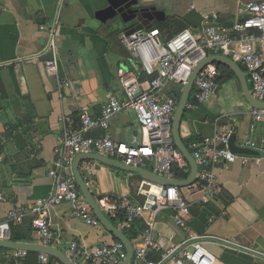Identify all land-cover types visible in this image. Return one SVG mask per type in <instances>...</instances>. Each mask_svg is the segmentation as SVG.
<instances>
[{
    "label": "crops",
    "instance_id": "obj_1",
    "mask_svg": "<svg viewBox=\"0 0 264 264\" xmlns=\"http://www.w3.org/2000/svg\"><path fill=\"white\" fill-rule=\"evenodd\" d=\"M61 1L0 0V152L3 156L0 182L7 196L0 207V217H5L16 205H32L53 192L54 181L49 170L54 165L61 137L70 128L71 118L77 119L83 109L98 113L110 94H120L123 71L134 72L139 79L149 77L140 59L129 51L127 54L120 32L131 27L157 28L165 43L185 28L197 34L205 24L231 26L240 8L250 0H139L143 5L156 7L159 17L165 18L154 17L145 25L136 20L125 22L114 6L120 0H68L60 11ZM53 27H56L60 76L70 81L66 87L59 85L57 77L47 72L41 60L7 64L42 50ZM230 70L219 67L217 97L184 113L180 131L190 151L193 141L215 132V121L219 118V126L230 129L240 144L254 140L257 146L251 149L264 153V117L254 119L253 106ZM181 86L168 83L164 93L176 95L180 100ZM15 119H25L26 123L17 130H7L6 123ZM110 132L116 141L128 145H139L144 140L140 123L130 111L111 120ZM101 133L102 130L94 131L95 135ZM97 165L99 169L95 168ZM86 166V162L81 163L87 185L97 201L104 195L143 199L139 192L145 179L140 174L97 161L90 162L89 172ZM146 168L154 171L152 163H147ZM215 171L219 191L216 200L208 205L199 203L201 191L196 180L179 187L183 198L191 204L187 227L176 224L173 208L157 213L158 248L150 251L152 260L193 232L208 236L206 246L214 256V264H264V154L236 156L218 163ZM112 222L117 226L118 218ZM50 223L58 237L53 247L66 254L74 240L92 250L117 239L100 221L89 224L76 215L67 202L51 208ZM143 226L145 222L140 221L136 228L124 232L133 248ZM12 236L17 241L38 242L33 215L14 226L11 239ZM14 250L0 247V264H39V252L30 251L24 259H16Z\"/></svg>",
    "mask_w": 264,
    "mask_h": 264
},
{
    "label": "built area",
    "instance_id": "obj_2",
    "mask_svg": "<svg viewBox=\"0 0 264 264\" xmlns=\"http://www.w3.org/2000/svg\"><path fill=\"white\" fill-rule=\"evenodd\" d=\"M67 1H61L60 11ZM49 32L48 43L42 50L7 64L41 60L47 72L57 77L60 86H69L70 81L63 79L59 72L56 27ZM159 35L157 28L144 26L136 28L132 33H119L124 47L140 59L149 77L139 79L134 72L123 71L120 74V94H110L98 113L83 109L77 119L69 120L70 128L63 133L56 149L54 165L49 170L54 181L53 192L32 205H16L7 211L5 217H0V239H10L12 228L22 223L28 215H33L38 243L53 246L58 237L50 223V210L62 202L69 203L75 214L87 223L99 221L87 199L80 194L74 174L73 161L81 153H98L143 167L152 163L156 173L170 178H176V167L189 174L190 164L175 145L172 131L179 98L166 95L164 91L168 83L184 86L200 59L217 54L229 57L243 69L253 97L264 101V0L246 2L229 27L205 24L197 34L185 28L165 43ZM219 75L217 63H208L202 68L195 79L187 109H195L217 97ZM128 111L135 113L144 134V140L139 145L116 141L110 132L111 120ZM252 114L254 119L261 120L264 108L253 107ZM218 120L215 121L216 129L212 135L203 136L190 145L193 157L201 165L195 180L201 191L199 203L202 205L216 200L219 191L216 165L237 156L229 147L232 131L223 125L219 126ZM96 130H102V133L95 135ZM245 145L253 149L257 143L247 140ZM2 160L0 152V163ZM139 194L143 195L142 200L130 196L117 198L104 195L97 201L105 214H112L109 217L111 220L120 218L117 227L123 232L136 228L140 221L145 222L133 241L136 246L129 264H214V256L206 246L209 243L208 236L193 232H189L179 243L164 249L159 258L152 260L150 251L158 248L155 236L157 213L173 208L176 224L187 227L186 217L190 214L191 204L183 198L176 185H159L145 180ZM6 200L0 182V207ZM146 214L150 217L146 218ZM217 240L230 243L225 239ZM29 252L15 249L13 256L24 259ZM126 255V247L119 239L104 242L92 250L74 240L67 251L72 264H121ZM39 264L62 263L48 253L39 252Z\"/></svg>",
    "mask_w": 264,
    "mask_h": 264
},
{
    "label": "water",
    "instance_id": "obj_3",
    "mask_svg": "<svg viewBox=\"0 0 264 264\" xmlns=\"http://www.w3.org/2000/svg\"><path fill=\"white\" fill-rule=\"evenodd\" d=\"M114 5V4H113ZM117 9V12L121 15L125 22L138 21L145 25V23L150 20H154V17H157V20H165V18H160V11L156 9L154 6H146L143 3H140L139 0H120L118 4L114 5ZM136 30V27H131L127 33H132ZM208 63H217L224 64L229 69H231L237 78L240 81L243 94L247 101L253 107L264 108V101H259L254 98L251 94L249 83L247 77L243 71V69L234 61H232L229 57L224 55H208L199 60L196 64L194 70L192 71L189 79L183 86V90L181 93V97L179 100V104L176 108L174 118H173V138L175 145L183 155L191 166V171L187 178L178 179V178H170L163 175H160L146 167L140 165H129L121 160H116L109 158L107 156L98 154V153H81L74 158L73 161V169L76 177V181L80 188L82 195L87 199L88 203L91 205L94 214L98 218V220L106 227L108 231H110L117 239L121 240L127 251V255L121 264H129L132 260L134 248L129 237L121 231L112 220L101 210L96 198L91 192L87 182L85 180V173L81 167V163L86 162L87 166L86 170L89 172L88 166L91 161L101 162L110 166L117 167L122 170L136 172L140 174L147 182L155 183L159 185H176L178 187H183L190 185L193 183L197 177L198 173V163L193 157L191 151L188 149L181 135L180 127L181 121L183 119L184 113L187 109V104L190 100V96L194 89V83L196 77L201 72L202 68ZM229 147L231 151L237 156L244 157H258L264 153H260L259 151L252 150L246 145L240 144L236 138V135L233 133L230 135ZM99 169V165L95 167ZM0 247H6L11 249H20L27 250L31 252H44L48 253L55 258H57L62 264H72L71 260L62 250L57 249L53 246L43 245L38 242H26V241H17L13 239H0Z\"/></svg>",
    "mask_w": 264,
    "mask_h": 264
},
{
    "label": "trees",
    "instance_id": "obj_4",
    "mask_svg": "<svg viewBox=\"0 0 264 264\" xmlns=\"http://www.w3.org/2000/svg\"><path fill=\"white\" fill-rule=\"evenodd\" d=\"M218 67H226L228 68L226 65L224 64H218ZM230 70V69H229ZM232 74H234V72L232 70H230ZM182 90H183V87L181 86L180 87V91H179V94L178 96L181 95L182 93ZM13 119V118H12ZM26 123V120L25 119H15L14 121H11L10 123H6V128L7 130H11V131H14V130H17L18 128L24 126V124ZM187 143V142H186ZM188 145V144H187ZM175 177L176 178H179V179H185L187 178V176L189 175L188 173L182 171V170H179L177 167L175 168ZM122 218V217H121ZM115 221V219H113ZM120 220V218H118V221ZM136 234V233H135ZM134 234V235H135ZM131 238V237H130ZM12 239L13 240H17V238L15 236H12Z\"/></svg>",
    "mask_w": 264,
    "mask_h": 264
},
{
    "label": "rangeland",
    "instance_id": "obj_5",
    "mask_svg": "<svg viewBox=\"0 0 264 264\" xmlns=\"http://www.w3.org/2000/svg\"><path fill=\"white\" fill-rule=\"evenodd\" d=\"M131 22H132V21H131ZM127 54H129L128 50H127ZM80 194H82V193L80 192ZM106 215H107L108 217H112V214H109V213H107V212H106Z\"/></svg>",
    "mask_w": 264,
    "mask_h": 264
}]
</instances>
